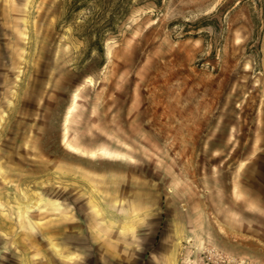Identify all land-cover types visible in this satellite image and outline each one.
I'll return each mask as SVG.
<instances>
[{
  "label": "rangeland",
  "instance_id": "1",
  "mask_svg": "<svg viewBox=\"0 0 264 264\" xmlns=\"http://www.w3.org/2000/svg\"><path fill=\"white\" fill-rule=\"evenodd\" d=\"M0 264H264V0H0Z\"/></svg>",
  "mask_w": 264,
  "mask_h": 264
}]
</instances>
